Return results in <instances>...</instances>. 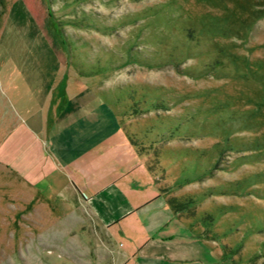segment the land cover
Returning a JSON list of instances; mask_svg holds the SVG:
<instances>
[{
  "label": "rangeland",
  "instance_id": "374dc122",
  "mask_svg": "<svg viewBox=\"0 0 264 264\" xmlns=\"http://www.w3.org/2000/svg\"><path fill=\"white\" fill-rule=\"evenodd\" d=\"M16 113L53 155L0 162V264H113L74 203L109 187L154 221L169 194L188 264H264V0H0Z\"/></svg>",
  "mask_w": 264,
  "mask_h": 264
},
{
  "label": "crops",
  "instance_id": "0c3cea01",
  "mask_svg": "<svg viewBox=\"0 0 264 264\" xmlns=\"http://www.w3.org/2000/svg\"><path fill=\"white\" fill-rule=\"evenodd\" d=\"M17 115L21 113H16L10 121L0 120V162L8 166H16L17 169L19 166L27 167L29 164L40 166L49 161L53 151L49 149L50 144H45L40 137L35 126L36 120L29 116L27 121ZM26 178L23 179L27 180ZM31 180L34 178L31 177ZM114 189L109 187L106 190L110 196H106L107 194L103 192L100 195L102 198L100 202H96V198L84 200L78 194V204L74 202L76 209L84 210V215L91 221L96 232L105 233L111 245L117 244L119 235L129 238L128 252L123 251L124 246H120L116 252L118 256H114L113 264H188L194 260L195 253L192 250L195 248L190 244L180 243L191 241L190 237L182 235L180 230L182 222L177 221L180 216L174 211L169 194L161 195V198L165 199L164 203L163 200L160 202L161 199L158 202L162 214L158 216V221H154L145 215L150 213L153 207H143L142 204L128 205L125 208L118 206V214L111 215L109 210L111 211L113 206L119 203L117 198L114 199V196L119 197ZM69 206L70 211L75 210V206L71 203ZM130 227H134L138 233L131 232Z\"/></svg>",
  "mask_w": 264,
  "mask_h": 264
},
{
  "label": "trees",
  "instance_id": "16d2710c",
  "mask_svg": "<svg viewBox=\"0 0 264 264\" xmlns=\"http://www.w3.org/2000/svg\"><path fill=\"white\" fill-rule=\"evenodd\" d=\"M171 205H172V207L174 208V211L176 212V213H180V208L179 207H181L180 205L178 206V205H176L175 203H173L172 201H171ZM179 208V209H178Z\"/></svg>",
  "mask_w": 264,
  "mask_h": 264
}]
</instances>
